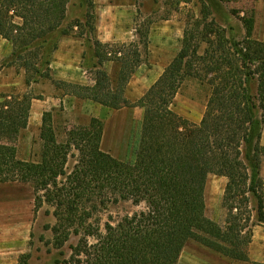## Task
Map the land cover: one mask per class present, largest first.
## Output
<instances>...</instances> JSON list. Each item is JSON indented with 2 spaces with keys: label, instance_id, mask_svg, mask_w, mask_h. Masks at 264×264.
I'll return each instance as SVG.
<instances>
[{
  "label": "trees",
  "instance_id": "trees-1",
  "mask_svg": "<svg viewBox=\"0 0 264 264\" xmlns=\"http://www.w3.org/2000/svg\"><path fill=\"white\" fill-rule=\"evenodd\" d=\"M67 2L0 0V36L12 44L4 65H21L26 85L48 79L62 94L112 109L142 108L136 158L125 162L103 151L102 121L94 117L89 124L71 129L65 141L57 142L51 112L45 111L39 132L40 160L18 159L16 137L27 126L31 100L40 97L28 92L3 93L0 182L30 183L35 213L46 202L55 206L57 224L52 230L57 246L72 232L79 234L68 264H176L188 241L232 260L248 261L251 226L256 222L264 227V178L260 176L263 119L259 116L264 108V42L252 38L254 15L243 18L245 32L240 40L228 36L224 28L199 31L197 36L212 32L217 38V42L207 38L202 55L196 53L199 44L191 47L192 36L185 28L179 52L144 95L130 102L124 90L142 62L139 47L147 45L148 31L139 32L138 42L115 47L93 37L92 24L87 41L94 40L97 61L92 67L99 66L93 72L94 83L51 77L50 61L58 45L53 34L73 32V25L62 27ZM87 5L91 9L93 0H87ZM109 60L120 64L113 87L103 69ZM186 77H195L210 88L199 124L170 109ZM70 157H76L75 163L67 170ZM209 174L226 178L222 225L205 212ZM119 200L144 202L146 208L116 224L104 223L103 231L96 218L94 224L87 223L101 207Z\"/></svg>",
  "mask_w": 264,
  "mask_h": 264
},
{
  "label": "rangeland",
  "instance_id": "rangeland-1",
  "mask_svg": "<svg viewBox=\"0 0 264 264\" xmlns=\"http://www.w3.org/2000/svg\"><path fill=\"white\" fill-rule=\"evenodd\" d=\"M65 10L66 15L62 27L67 28L73 25V32L66 35L56 32L53 34V38H57L58 42L63 36L73 37L68 46H76L77 50L76 54L71 55L68 60H76V64L81 66L85 75H89L93 79V83V72L99 66L92 67V64L97 61V58L93 56L95 44L93 39L87 41V37L92 36L90 29L92 24L94 25L93 37H96L95 27L98 13H104V16L101 15L103 31L106 30L105 18L109 22L110 17L115 13H117V19L124 17L121 15V11L127 10L133 13L134 37L124 42L116 41L114 46L138 42L142 36L139 35V32L146 34V31L150 33L151 29H154V32L157 33L154 40L162 43V48L159 49L156 56L151 54L150 41L147 42L148 45L139 47L142 59L141 67L137 72L139 75L147 68H154L153 64L166 61L165 57L159 60L161 51L170 56H176L182 46V32L185 28L192 36L191 42H189L191 47L199 44L196 53L200 55L204 53L203 50L208 44L207 38L216 42L217 38L212 32H207L206 37L197 36L199 31L203 33L209 29L224 28L228 36H234L240 40L245 32L242 20L251 15L255 17L252 38L255 39V36L264 37V0H93L91 9H88L87 0H68ZM91 12L93 18L89 15ZM204 15L206 16L204 17ZM78 23L80 25L75 26ZM165 41H169L171 46L164 47L166 44L163 42ZM64 54L62 57L56 58H53L52 54L50 61L52 68L63 69ZM83 56L84 59H82ZM5 60L0 62V74H5L4 77L0 76V93L22 94L28 92L36 97H48L50 107L47 110L52 115V126L57 142L65 141L71 129L83 126L90 121L89 107L81 108V104L76 103L74 106L68 107L69 110H65L57 100L54 99V103H52L51 97L61 96V89L56 88L48 79H40L26 85L23 67L19 64L6 66L4 65ZM159 70L160 67H156V71ZM50 74L52 78L59 79L53 75V72ZM115 82H112V87ZM209 92L208 85L202 84L195 77H186L182 80L176 93L177 100L173 102L177 106L186 108L187 101L191 100L195 102V105L188 106L190 111L196 115L201 111L200 114L203 116ZM83 109L86 112H83ZM105 110L108 115L97 117L99 120L101 119L103 125L101 149L121 161L134 162L140 143L143 110L142 115L126 112V110L106 108ZM259 116L263 119L262 144L264 145V108L259 110ZM39 131L40 127L32 125L20 135L18 134L14 143L18 159L34 162L40 160L43 147ZM75 158H69L67 170L75 163ZM260 174L264 178V157L261 160ZM225 183V178L209 174L205 185L206 215L221 225L225 218V210L221 204ZM88 205L86 203L85 207L88 208ZM145 208L144 202L139 204H135L131 200L108 202L92 218H89L87 223L94 224L96 218L99 221L100 230L103 231L104 223L116 224L124 216ZM54 209V205L46 202L35 213L34 192L30 183L0 182V264H68L67 259L71 253V247L76 244L79 234L72 232L61 246H57L55 239L57 235L52 230L57 224V219L53 214ZM72 227L83 231L81 226L73 225ZM92 239L89 238V240ZM201 246L196 241H188L186 248L198 252L205 260L216 262L219 259L218 253L202 250Z\"/></svg>",
  "mask_w": 264,
  "mask_h": 264
},
{
  "label": "crops",
  "instance_id": "crops-1",
  "mask_svg": "<svg viewBox=\"0 0 264 264\" xmlns=\"http://www.w3.org/2000/svg\"><path fill=\"white\" fill-rule=\"evenodd\" d=\"M101 15L104 16V13H98L97 24L95 27V34H96L97 40L105 44L114 45L115 44L114 42L116 41L124 42L134 37V34H133L134 29L132 26L133 19H134L133 13L128 12L127 10L125 12L121 11V15H124L122 19L121 18L117 19L116 17L117 13H115L113 14V16L110 17L109 22H108V19L105 18V28H106L105 31L106 32L103 31V28L101 27V23H102ZM254 20H255V17H254ZM155 28L157 29V27ZM254 28H255V22L253 25L252 33L254 31ZM156 34L157 33L154 32V29H151V32L149 33V37H148V43L150 41L151 54H153L154 56H156V54L159 53V49L162 48L161 47L162 43L154 40V37L156 36ZM182 37H183V32H182ZM72 39L73 37L63 36L58 41L57 48L53 52V58L62 57V54L65 53L64 54L65 56L63 57L65 60L64 62H62L63 63L62 70H57L55 68H52V65L50 62L51 72H53V75H56L59 79L54 78V77L53 78L55 80H64L67 82L91 85L93 84V79L89 75H85L81 66H78L76 64V60H72V59H70V61L68 60L71 57V55L76 54V50H77L76 46L74 47L68 46V44L72 42ZM255 39L264 42L263 36L262 37L255 36ZM163 44H166L164 47L171 46L169 41L168 42L165 41L163 42ZM11 51H12L11 42L0 36V62L5 60L9 56L11 54ZM160 54H161V57L159 60L165 57L166 59L165 62L159 61L153 64L154 68H147L145 72H141V74L139 75L137 74V72L141 67V64H140V66L133 73V75L131 76L124 90V97L128 101L136 102L138 99H140L144 95V93L150 88V86L153 85V83L163 73L164 69L173 60L172 58L175 57L173 55L170 56L167 53H164L162 51L160 52ZM158 66L160 67V70L156 71V67ZM119 68H120V64L117 60H109L103 64V69L106 71L108 76L111 78L112 82L116 81ZM0 76L4 77L5 74L1 73ZM39 97L40 98H33L31 100V106H30L27 126L19 132V135L32 125L38 128L41 127L42 114L43 112L48 111L47 109L48 107H50L49 105L50 102L48 101L49 100L48 97H45V98H42L41 96ZM177 98H178V95H175L173 98V101L174 100L176 101ZM54 99L57 100L59 105L63 106L65 110H69L68 107H72V105L74 106L76 103H80L81 108L89 107L88 115H90V119L93 117L97 118V117H103L105 115H108V112L105 110V108L109 110L112 109L105 105L94 102L92 100L79 99V98H76L75 96L62 94V93H61V96H58V97L52 96L51 97L52 103H54ZM194 105H195V102L191 100L187 101L186 108H183L182 106H177V104H174L173 102L170 105V109L174 113L188 120L189 122L194 123V124H199L202 118V115L200 114L201 111H199V114L196 115L190 111V108H188V106H194ZM113 110H126V112L136 113L137 115H142L143 109L138 106H135V107H121L119 109H113ZM82 111L86 112V110L84 109ZM141 118H143V115ZM89 122L87 124H89ZM87 124H84V125H87ZM262 134H261V143H262ZM219 177L225 178L224 176H219ZM263 193H264V190H263ZM251 229H252V238H251V242L249 243V247H248V259H249L248 261L232 260L221 254H219L220 257L219 259H217L216 262L205 260L204 258L201 257V255L198 252H194L193 250L191 251L190 249L186 248L188 244L187 242L185 246L183 247L176 264H253L254 262H263L264 261V227L260 224L254 223L251 226ZM201 248L202 250L213 252L210 249L204 247L203 245L201 246Z\"/></svg>",
  "mask_w": 264,
  "mask_h": 264
}]
</instances>
